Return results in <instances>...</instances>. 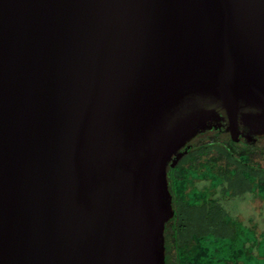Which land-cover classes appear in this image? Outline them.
Segmentation results:
<instances>
[{"label": "water", "instance_id": "1", "mask_svg": "<svg viewBox=\"0 0 264 264\" xmlns=\"http://www.w3.org/2000/svg\"><path fill=\"white\" fill-rule=\"evenodd\" d=\"M220 112L264 136V0H0V264H164Z\"/></svg>", "mask_w": 264, "mask_h": 264}, {"label": "trees", "instance_id": "2", "mask_svg": "<svg viewBox=\"0 0 264 264\" xmlns=\"http://www.w3.org/2000/svg\"><path fill=\"white\" fill-rule=\"evenodd\" d=\"M167 169L164 264H264V142L202 132ZM241 202L243 214L229 209Z\"/></svg>", "mask_w": 264, "mask_h": 264}, {"label": "flooded vegetation", "instance_id": "3", "mask_svg": "<svg viewBox=\"0 0 264 264\" xmlns=\"http://www.w3.org/2000/svg\"><path fill=\"white\" fill-rule=\"evenodd\" d=\"M245 111H247V110H242V112H245ZM220 114L224 118L223 121L219 122V125H222V126L219 127L218 123H217L210 130H206V131H208V132H212V131L224 132L230 139V135L226 131V127L228 125L227 118L223 114V112H220ZM237 139H238V142L236 144H238V143L252 144V143H256V142H264V136L254 134L248 127L244 126L240 120H238Z\"/></svg>", "mask_w": 264, "mask_h": 264}, {"label": "rangeland", "instance_id": "4", "mask_svg": "<svg viewBox=\"0 0 264 264\" xmlns=\"http://www.w3.org/2000/svg\"><path fill=\"white\" fill-rule=\"evenodd\" d=\"M229 209L233 210L235 212L241 213V214H243L247 211L246 205H243V203H241V202L229 203Z\"/></svg>", "mask_w": 264, "mask_h": 264}]
</instances>
